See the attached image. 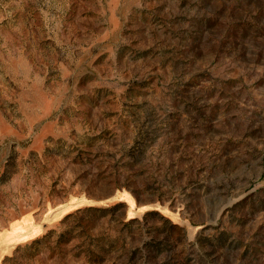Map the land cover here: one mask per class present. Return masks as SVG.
I'll return each instance as SVG.
<instances>
[{
  "label": "rangeland",
  "instance_id": "374dc122",
  "mask_svg": "<svg viewBox=\"0 0 264 264\" xmlns=\"http://www.w3.org/2000/svg\"><path fill=\"white\" fill-rule=\"evenodd\" d=\"M0 264H264V0H0Z\"/></svg>",
  "mask_w": 264,
  "mask_h": 264
}]
</instances>
